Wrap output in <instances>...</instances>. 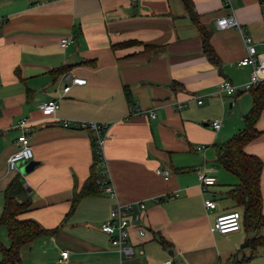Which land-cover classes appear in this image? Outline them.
<instances>
[{
	"label": "crops",
	"instance_id": "1",
	"mask_svg": "<svg viewBox=\"0 0 264 264\" xmlns=\"http://www.w3.org/2000/svg\"><path fill=\"white\" fill-rule=\"evenodd\" d=\"M189 1L211 33L218 66L203 52L183 0H0V215L5 190L19 176L30 203L19 217L53 230L21 247L22 264H119L118 250L99 229L115 199L84 196L71 210L91 169L103 171L96 164V134L75 124L82 121L105 127L106 171L117 197L146 204L145 233L130 227L133 255L124 264L169 258L174 264H264V228L247 230L241 218L239 230H210L220 214H243L229 194L238 179L217 162L216 145L243 130L252 107V94L243 89L251 68L238 64L246 53L241 32L264 52V0H230V8L223 0ZM229 13L241 31L216 28V19ZM63 36L73 39L66 48L59 45ZM72 78L86 82L64 92ZM222 80L237 86L235 94L218 91ZM46 99L59 103L53 116L38 109ZM20 118L28 119L35 162L25 175L7 167ZM215 120L217 130L210 126ZM256 128L259 136L244 151L263 162L264 213V109ZM202 172L216 178L206 191ZM205 198L216 208L206 209ZM253 236L263 243L243 246ZM0 243L10 245L4 226Z\"/></svg>",
	"mask_w": 264,
	"mask_h": 264
},
{
	"label": "trees",
	"instance_id": "2",
	"mask_svg": "<svg viewBox=\"0 0 264 264\" xmlns=\"http://www.w3.org/2000/svg\"><path fill=\"white\" fill-rule=\"evenodd\" d=\"M183 2L191 20L199 30L203 52L212 64L218 66L219 59L210 43L211 33L197 20L190 1L183 0ZM63 68L54 71H60ZM249 91L252 94V107L243 116L244 128L223 143L216 145V160L222 168L235 175L238 179V184L235 185L229 194L234 198L237 205L243 208L242 218L246 229L259 231L264 228L260 185L263 162L258 156L246 153L244 147L260 134V131L256 128V122L264 109V80L253 86ZM126 94L129 98V92H126ZM98 177L99 175L93 167L80 191L74 193L71 210L82 197L100 194L96 184ZM21 184L19 176H16L5 190L0 226L6 227L10 245L3 247L0 243V251L2 252L0 264H22L19 255L21 247L42 235L53 232V230L43 228L32 219L19 217L30 204L29 200L22 196L24 188ZM160 242L165 244L162 239H160ZM262 243L261 236H253L247 239L243 246H254Z\"/></svg>",
	"mask_w": 264,
	"mask_h": 264
},
{
	"label": "built area",
	"instance_id": "3",
	"mask_svg": "<svg viewBox=\"0 0 264 264\" xmlns=\"http://www.w3.org/2000/svg\"><path fill=\"white\" fill-rule=\"evenodd\" d=\"M223 5L230 8V0H223ZM215 26L219 30L226 29L228 27H236L241 31L238 21L236 20L234 14L229 13L223 16H220L215 21ZM242 40L245 45L246 53L243 56L238 64L240 66H248L251 68L249 81L243 84V89L250 90L253 86L258 84L260 81L264 80V52H258L256 44L252 38L241 32ZM73 42L71 36H63L60 38L59 45L62 48H66ZM264 45V41L262 42ZM86 79L84 78H72L69 84H67L63 91L67 92L71 85L85 84ZM237 86L233 85L228 80H222L218 84V91L227 95L235 94ZM198 104L202 103V100H197ZM178 108L180 105L177 106ZM59 108V103L55 99H46L41 101L38 104V109L41 112L42 116L49 117L53 116L55 111ZM152 118L155 117L153 112H150ZM68 122L64 121V126ZM75 124L80 128H87L95 132V149L97 160V166H100L101 169L96 170L99 175L96 180V184L101 194H105L111 198L115 199L114 206L110 210L109 217L101 221L99 224V229L105 233L110 241L111 246L115 247L118 250L120 255L119 264H124L128 258L133 255V249L130 243V227L136 226L138 228V234L143 236L145 233L144 227L141 225L142 214L146 209V204L144 201L137 202H124L121 201L117 195L114 186L112 185L107 171H106V160L104 157L103 149L105 142V127L102 124L95 122H75ZM28 125L27 118H20L16 122V126L21 129V132L16 138L17 150L14 151L7 159V167L9 170L18 169L17 164L19 162H27L33 158L32 146L29 142L27 133L25 132V127ZM210 126L213 129H218L220 127V122L218 120L212 121ZM202 149L201 146L197 147V150ZM105 169V170H104ZM156 173L162 175L164 178L169 176V171L167 169L157 168ZM199 184L202 191H206L207 187L212 186L216 182V178L212 175H207L205 173L198 174ZM204 206L208 210L216 208V201L210 198L204 199ZM241 218L242 215L239 211H232L225 214H220L216 217L214 224L211 226L210 230L212 232H219L221 234L233 232L239 230L241 227ZM62 259L67 258L68 252L61 251ZM162 264H174V261L169 258L165 260Z\"/></svg>",
	"mask_w": 264,
	"mask_h": 264
},
{
	"label": "water",
	"instance_id": "4",
	"mask_svg": "<svg viewBox=\"0 0 264 264\" xmlns=\"http://www.w3.org/2000/svg\"><path fill=\"white\" fill-rule=\"evenodd\" d=\"M34 165L35 162L33 160H29L27 162L23 161L17 164L18 169L22 175H25L30 172L33 169Z\"/></svg>",
	"mask_w": 264,
	"mask_h": 264
}]
</instances>
